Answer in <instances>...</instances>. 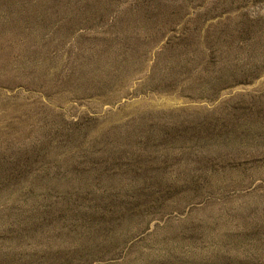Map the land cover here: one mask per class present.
<instances>
[{"label": "rangeland", "instance_id": "1", "mask_svg": "<svg viewBox=\"0 0 264 264\" xmlns=\"http://www.w3.org/2000/svg\"><path fill=\"white\" fill-rule=\"evenodd\" d=\"M0 264H264V0H0Z\"/></svg>", "mask_w": 264, "mask_h": 264}]
</instances>
